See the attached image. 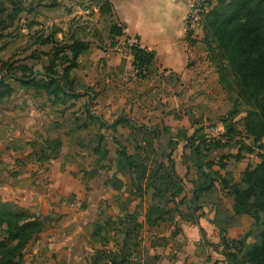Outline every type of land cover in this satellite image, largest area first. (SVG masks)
I'll use <instances>...</instances> for the list:
<instances>
[{"label": "crops", "instance_id": "obj_1", "mask_svg": "<svg viewBox=\"0 0 264 264\" xmlns=\"http://www.w3.org/2000/svg\"><path fill=\"white\" fill-rule=\"evenodd\" d=\"M110 1L113 5L112 25L124 24L126 28L122 36H111L109 30V37L104 38L103 43L100 39L82 40L90 46L79 57L78 65L81 83L85 85L83 90L76 89V93L81 94L80 99H86L79 113H83V123L78 124L75 120L69 129L64 113L75 109L69 108L68 101L55 103L45 91H27L29 88L18 83L10 84L15 90L13 94L18 93L11 106L7 97L0 99V199L15 203L42 218H55L57 223L47 226L41 233L35 251L50 256L57 254L58 260L67 264H86L87 251L94 253L100 248L91 241L92 229L97 222L96 211L106 199L104 192L107 187L115 194L120 193L107 183L105 175L108 168L102 169V165L107 163L103 157L105 149L109 150V157L113 149L109 144L100 146V143L111 142L117 136L114 131H119L122 125L127 126L131 134L144 130L155 135L166 129L147 127L148 120L140 123L130 115L132 110L134 113L139 111L141 103L138 102H141L144 90L138 85L142 79L136 75L134 57L127 40L137 38L142 48L155 51L153 71L166 78L161 80L165 90L161 97L165 102L170 99L177 106L183 100L182 97H167L172 83L176 88L181 86L176 78L187 81L186 92L190 93L199 87L212 85L218 88L221 84L217 69L207 66L212 64V60L205 41L189 37L186 16L192 0ZM169 75L173 78L167 79ZM131 95L134 101L129 100ZM167 132L170 139H178L173 129L169 128ZM97 136L98 143L95 144ZM51 140L62 143L55 159H49L53 152L48 146ZM129 153H136V150ZM97 159L99 167L94 163ZM93 170L96 172L91 173ZM116 171L117 167L114 173ZM189 172L186 169V173ZM195 173L190 176L193 184L191 196L186 199L184 186L185 191L178 199L185 198L180 204L184 205L185 212L183 217L176 219L180 231L174 237L181 235L185 238L187 264H215L217 260L220 261L218 264H224L223 255L213 249V245L219 244L222 238L220 224L225 227L229 240H237L253 226L254 220L242 215L237 216L234 223H226L227 216L233 213L234 201L229 194L227 198L226 193L222 195L226 190L223 191L221 186L218 187L219 195L212 190L205 192L198 202H193L195 181L199 177V172ZM99 174H102L101 179L96 177ZM117 176L123 181L124 191V175L119 173ZM131 176L135 177V173L132 172ZM173 246L169 243L163 247H152L150 243L151 255L161 256L156 264H166L165 259L162 260L161 248L171 252ZM165 253L169 255V252ZM198 259L201 262L197 263ZM184 262L177 256L172 264Z\"/></svg>", "mask_w": 264, "mask_h": 264}, {"label": "trees", "instance_id": "obj_2", "mask_svg": "<svg viewBox=\"0 0 264 264\" xmlns=\"http://www.w3.org/2000/svg\"><path fill=\"white\" fill-rule=\"evenodd\" d=\"M93 2L99 8L101 15L110 14L113 17V5L110 0H93ZM18 14L14 12L12 20ZM125 28L124 24L116 23L111 26L110 35L122 36ZM203 32L205 43L219 73L220 83L226 90L237 93L238 103L243 101L250 107L246 111L245 133L247 138L253 140V145L258 144L260 152L259 162L254 167H247L244 170L241 183L231 184L229 181L232 178H227L217 170L208 171L216 163L208 160V155H203L202 148L206 145L210 151L214 146L229 147L228 143L234 141L239 132L230 126L225 135V144H219L221 142L209 144L211 141L205 139L201 145L197 144L193 136H185V140L193 148L192 153L197 155L198 163L199 177L195 181L193 202H198L205 192L212 191L216 181L219 180L222 189L230 191L228 194L234 201L233 213L227 216L226 223L232 224L237 216L248 215L254 220L253 226L260 231L258 238L252 243L248 242V238L253 235L252 229L242 238L229 240L225 227L220 224L222 238L219 244L213 245V249L219 252L222 247L220 253L225 257L224 264H264V142L262 141L264 139V0H217L203 19ZM188 34L191 37V34ZM55 37L54 32L41 43L44 46H52L49 64L44 67L43 72L35 71L27 65L14 68L10 62L4 63L0 71L5 68L7 71L5 78L10 77L36 93L45 91L53 97L55 103H65L68 99H74L79 95L76 93V78L73 76V71L79 65L81 54L90 46L80 39L65 43L56 40ZM128 47L134 57V69L145 68L147 71L146 74L137 76L146 78L154 69L155 51L144 49L139 44ZM20 72L22 74L18 76ZM5 78L0 80V99L10 97L15 91L4 81ZM243 140L234 142L231 147L237 145L240 147L238 153L233 155L237 160L243 158L244 148L248 152H254ZM48 146L53 151L49 159L57 158L62 146L61 141L51 140ZM105 154L104 159L109 157ZM172 156V152L167 156L171 166L160 164L158 168L152 169L150 165L147 166L146 160L143 161L144 156L137 152L130 154L125 147L119 148L115 158L117 171L108 178L107 183L114 190L122 192L124 184L117 175L119 173L132 175L134 172L136 191L140 188L137 182L149 180L150 182L145 184L144 192L146 189H154V197L159 199L166 197L167 201L181 204L185 198L178 199L185 191L184 183L183 178L176 171ZM226 166V163L221 162V169H225ZM160 211L161 208L149 207L146 210L145 221L150 224L164 221V215H161ZM138 215L137 207L131 211L124 206L115 217L109 215L94 224L91 241L100 245V248L95 249L91 264L137 262L141 232L145 226V221L137 219ZM45 228L46 218L37 216L15 203L0 199L2 234L0 264H24L25 251L32 242L39 239ZM179 231L178 228L174 234ZM111 242L113 247L109 248ZM166 245L151 243L152 247ZM149 256L143 264H156L161 258L158 255Z\"/></svg>", "mask_w": 264, "mask_h": 264}, {"label": "rangeland", "instance_id": "obj_3", "mask_svg": "<svg viewBox=\"0 0 264 264\" xmlns=\"http://www.w3.org/2000/svg\"><path fill=\"white\" fill-rule=\"evenodd\" d=\"M14 12H18L19 14L12 20ZM113 21L112 15L100 14L99 8L93 0H0V68L4 63L10 62L14 68L27 65L35 71L43 72L44 67L49 64L51 58V46L41 44L45 38L55 32V38L60 42L68 43L73 39H88L90 41L100 39L103 43L104 38L108 39L109 37V30ZM199 38L205 41L204 32H201L196 39ZM209 57H212L211 53ZM211 63H208L207 66L209 68L212 66L216 68L213 60ZM79 72L80 67L73 72L77 80V91L85 89V85L81 83L82 79ZM20 74L22 73H18V76ZM5 75H7V72L3 68L0 71V80L5 78ZM172 78L170 75L167 77V79ZM141 79L142 81H138V85L144 90V93L140 96L141 102H138L141 103L139 105L140 109L136 113L132 110L130 115L134 118L133 120L140 123L148 120V125H145L147 127L166 129L164 131L159 130L155 135L144 130L131 134L127 126L122 125L119 131H114V134L116 133L117 136L111 142L100 143V146L101 144H105V146L109 144L113 149L110 158L106 157L107 163L102 165L103 170L108 168L105 177L110 178L114 174V170L116 169V151L119 148L125 147L131 153L136 150L138 154L145 157H142L143 161L146 160L147 166L150 165L152 169L158 168L160 164L171 166V162L167 160V156L172 152L174 160L176 159L174 161L176 170L178 165L177 173L184 179L186 199H189L191 188H193L190 176L196 174L195 172L198 171V163L197 155L192 153L193 148L187 143L185 136H193L197 144L200 143L201 145L205 142V139L211 141L209 144H217L219 142H221L219 144H225V135L231 126L239 133L236 135L237 137L234 141L228 143L229 147L214 146V149H210V151L206 148V145L204 148L201 146V148L203 155H208L209 160L216 163L208 171L213 172L217 170L227 178H232L229 181L231 184L241 183L244 170L247 167H254L259 162L258 153L260 151L258 144L253 145V140L246 137V111L250 107L243 101L239 103L236 101L237 93L226 90L222 84L218 88H214L212 85L204 88L199 87V89H196L197 91L190 93V91L186 92L187 81L185 79L181 81L179 78H176L177 83L180 82L181 86L176 88L172 83V89L167 91L168 98L175 96L178 99L180 97L183 98L176 106L175 101L169 99L165 102L163 101V97H161L164 93L163 91H165L162 87L163 84H161V80L166 79L164 75L161 76L159 73L154 74V71H152L146 78ZM4 81L9 84L18 83L10 77L5 78ZM3 89L1 88V90ZM78 94V97L75 99L71 101L67 100V104H70L69 108L75 109L73 112H68L67 110L64 113V120L69 129L75 120L78 124L84 122L83 113H79L84 108L83 104L86 102V99H80L81 94ZM12 95L7 97L9 106L17 100L18 93ZM132 99L133 95L129 97V100ZM184 121L186 122L185 125L183 124ZM169 128L174 130V134H178L177 140L170 139L169 132H167ZM98 137L94 139L95 144L98 143ZM238 140H243L246 146L254 150V152H248L244 148L242 150V160H237L233 157L238 152L239 145L231 148L234 142H238ZM262 141L264 142V139ZM105 150L107 152L105 155H109V150ZM102 152L101 150L100 153ZM224 157L226 158L224 159ZM221 162L226 163L225 169H221ZM94 163L96 164L95 166H100L98 159ZM186 169L190 171L189 174L186 173ZM92 172H96V170ZM96 177L101 179L102 174ZM106 178L105 181H107ZM122 178L126 183L125 190L115 194L107 187V191L104 192L106 199L103 200L102 205L96 211V220H102L109 215L115 217L120 212V209L126 206L131 211H134L137 207L139 213L137 219L145 221V212L149 207L161 208L160 214L164 215V221L154 224L145 221V226L141 232V244L136 255L137 262H134V264H143V262L148 260L149 255L153 254L150 248V243L152 242L162 245L169 243L174 245L171 252L166 250L169 252V255H165V249L161 248L160 250L163 256L162 260L165 259L166 264L174 263L177 260V256L183 258L185 260L184 264H187L186 259L188 257L185 255V238L181 235L173 236L174 232L178 230L176 219L183 217V212H185L184 205L182 206L171 200L167 201L168 198L166 197L160 199L154 197V189H146V192H144V186L150 182L149 180L137 182L141 189L139 188L136 191L137 185L134 182L133 176L127 173ZM219 186H221V182L217 180L212 189L218 195ZM130 192L134 194L131 195ZM228 192L230 191H224L222 195L225 196L226 193L225 197L227 198L229 196ZM228 199L231 201L230 198ZM186 205L190 206L188 203ZM193 212L195 213V210ZM45 218L46 227L57 223V221L54 222L56 219L53 217ZM115 223L117 224V222ZM251 229L253 235L248 238L249 243L254 242L258 238L257 236L260 231L256 226H252L249 230ZM247 232L240 235L239 238H242ZM1 237L0 229V239ZM37 241L38 239L32 242L25 251L24 264H67L66 261H59L57 254L50 256L46 253L41 254L40 252H36L35 246L38 244ZM112 245L111 242L109 246L112 247ZM220 250L217 254H221ZM93 254L92 251H87L86 264H91ZM210 257L209 255L208 258L210 259ZM221 258L224 263L225 257ZM196 262H201V259H198ZM219 262L217 260L215 264Z\"/></svg>", "mask_w": 264, "mask_h": 264}, {"label": "built area", "instance_id": "obj_4", "mask_svg": "<svg viewBox=\"0 0 264 264\" xmlns=\"http://www.w3.org/2000/svg\"><path fill=\"white\" fill-rule=\"evenodd\" d=\"M217 0H192L186 16V24L188 33L193 38H197L201 32H203V19L211 7L216 3ZM138 44L137 38H129L127 40L128 46ZM136 75L142 76L147 71L144 69L135 70Z\"/></svg>", "mask_w": 264, "mask_h": 264}]
</instances>
